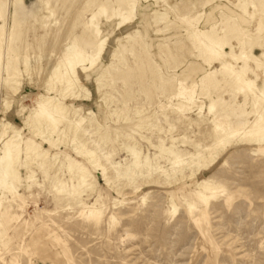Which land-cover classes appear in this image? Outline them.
Listing matches in <instances>:
<instances>
[{
	"label": "rangeland",
	"instance_id": "obj_1",
	"mask_svg": "<svg viewBox=\"0 0 264 264\" xmlns=\"http://www.w3.org/2000/svg\"><path fill=\"white\" fill-rule=\"evenodd\" d=\"M0 58V264H264V0H0Z\"/></svg>",
	"mask_w": 264,
	"mask_h": 264
},
{
	"label": "bare ground",
	"instance_id": "obj_2",
	"mask_svg": "<svg viewBox=\"0 0 264 264\" xmlns=\"http://www.w3.org/2000/svg\"><path fill=\"white\" fill-rule=\"evenodd\" d=\"M47 1V0H46ZM48 9H50V7H48ZM53 13V11H52ZM53 15V14H52ZM206 46H208V48H211V44H206ZM218 48V47H217ZM212 50V49H211ZM217 50V49H216ZM97 55V54H93V57ZM82 56V55H81ZM1 59V58H0ZM55 61V60H54ZM71 61V60H70ZM53 62V61H52ZM69 62V61H68ZM50 67V66H49ZM53 68V67H52ZM46 69V68H44ZM69 74V72H68ZM49 75V74H48ZM78 88V87H76ZM242 90V89H241ZM43 109V108H42ZM213 109V108H212ZM44 111V110H43ZM41 113V112H40ZM45 113V111H44ZM200 112H197V115H199ZM40 115V114H39ZM68 120V119H67ZM70 121V120H68ZM79 124V123H78ZM77 125V124H76ZM83 130V129H82ZM250 130V129H249ZM86 134H88L89 132L86 131ZM242 133V132H241ZM85 134V133H84ZM245 134V133H244ZM93 143H95V147L98 151V153L101 155L102 158H104V161L111 158V152H107L106 150H103V143L102 142H96L95 140L93 141ZM92 144V143H91ZM210 147V146H209ZM208 146H206L205 149H207L209 152L211 151V148H209ZM127 149V147H126ZM128 150H130L131 152V158H132V163L130 166L127 167V171L126 173L130 174L129 169L134 168L135 170L138 167H142V166H146L147 168H149V170H152V168L154 167L155 164H153L149 158L145 157L144 160H141L139 157V153L137 151L134 150V148H128ZM166 151L168 153H171L173 155V162L172 165L174 168L176 167H184L185 163L183 162V159L174 151L173 148H162L161 151ZM162 153V152H161ZM130 154V153H129ZM8 155V154H6ZM4 156V155H3ZM188 159V158H186ZM7 158L1 157L0 158V185L3 187V189L5 188V190H8L9 192L14 193L15 192V186H16V180L11 177V174L8 171V163H7ZM197 161V158H194L191 162L195 163ZM108 163V161H106ZM154 162V161H153ZM184 163V164H183ZM183 164V165H182ZM114 166V165H112ZM111 166V167H112ZM160 170L165 171L163 168H160ZM118 173V172H117ZM49 184L51 186V188L53 190H55L56 192H59V188L56 187V185L54 184V182L52 180H49Z\"/></svg>",
	"mask_w": 264,
	"mask_h": 264
}]
</instances>
